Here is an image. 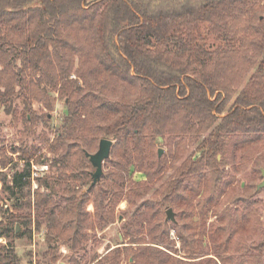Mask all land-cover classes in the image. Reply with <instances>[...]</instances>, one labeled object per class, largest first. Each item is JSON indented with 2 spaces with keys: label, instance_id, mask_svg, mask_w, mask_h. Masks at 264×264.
I'll use <instances>...</instances> for the list:
<instances>
[{
  "label": "trees",
  "instance_id": "1",
  "mask_svg": "<svg viewBox=\"0 0 264 264\" xmlns=\"http://www.w3.org/2000/svg\"><path fill=\"white\" fill-rule=\"evenodd\" d=\"M263 53L264 0H0V104L6 105L19 86L30 99L49 105L47 89L34 78L38 70L46 68L45 63L58 69L44 82L67 100L65 132L52 143L61 148L56 159L60 174L52 181L48 175L35 177L37 186L31 192L30 159L41 163L42 155L34 147H14L24 163L7 185L11 192L23 194L28 188L33 194L52 256L57 250L54 241L76 251L87 239V227L102 228L114 218L123 195L135 204L147 192L146 183H127L131 179L126 180L122 169L127 172L133 164L149 178L157 174L161 159L155 154L156 136L181 135L179 141L171 140L173 137L167 141L170 150L176 147L178 156L185 147L182 134L196 131L202 135L210 129L198 144L199 155L187 156L180 168L189 182L181 183L182 178L166 181L161 197L142 201L135 212L142 222H149L148 232L173 229L188 260L154 245L138 244L124 246L123 253L132 258L127 264H260L255 257L249 259L250 254L234 253L235 237L249 225L247 214L231 218L208 190L214 176L210 171L219 166L216 153L225 152L226 134H245L232 141L233 150L239 146L249 150L262 139ZM259 58L237 92L241 80L231 78L244 76L245 71L248 74ZM73 72L81 83L72 77ZM86 120L94 134L115 139L109 156L116 169L93 185L88 180L87 188L80 190L68 180V170L76 156L91 165L84 153L89 151L83 139ZM250 132L253 135H246ZM10 161L0 148V167ZM0 180L6 181L3 170ZM55 184L61 186L58 199ZM90 199L92 214L84 205ZM166 203H174L181 218L170 226L161 219V207ZM209 210L217 218L208 229L217 259L200 257V239L206 230L200 229L199 220ZM26 219L12 215L10 221L0 222V236L30 233L31 229L20 228ZM109 252L114 255L109 264H117L122 250L116 247ZM102 260L108 261L103 258L96 264ZM16 262L12 243L0 244V264Z\"/></svg>",
  "mask_w": 264,
  "mask_h": 264
},
{
  "label": "rangeland",
  "instance_id": "2",
  "mask_svg": "<svg viewBox=\"0 0 264 264\" xmlns=\"http://www.w3.org/2000/svg\"><path fill=\"white\" fill-rule=\"evenodd\" d=\"M259 60L260 58L248 70V74L245 71L244 76L233 75L231 78L233 82L241 80L237 92L245 86L249 75L254 71ZM53 62L55 63V60ZM74 63V66H76L77 59ZM45 65L46 68L38 70L34 78L40 86L47 89L46 97L49 105L34 97L30 99L29 96L25 95L27 93L25 89L20 92L19 86H16L15 94L7 101L6 105L0 104V148L4 149L7 155L11 157V161L5 167H0V170L6 173V181L0 180V222L3 224L10 221L12 215H22L27 219L20 224L21 231L22 229H31L30 233L22 232L19 235L12 233L8 237L2 235L0 236V244L4 245L8 241L12 243L17 257L16 264H96L103 258L108 261L102 260V264H109V260L114 256L109 251L116 247L120 251L122 250L117 264H127L132 258L130 255L123 253L124 246L131 245L135 247L138 244L154 245L163 252L188 260L184 256L185 248L181 246L180 240L173 229L170 228V231L166 233V231L157 228L153 229L152 232L149 231V233V222L146 220L142 222V218L138 214L135 215V212L136 207L142 201L161 197V193L166 189V181L182 178L181 183L189 182V177L180 174V168L187 156L199 155L198 144L210 129L202 135L197 134L196 131H186L182 134L183 138L186 137L184 139L185 147L179 152L178 156L175 152L176 147L170 150L167 141L170 137H173L171 139L173 141H179L181 135L165 133L156 136L154 142L155 154L161 159V168H159L160 171L157 169L159 171L157 174H153L149 178L143 171L137 170V167L133 164L128 167L127 172L122 169V174L126 180H128L127 178L131 179L127 183L130 181L132 183L134 181L146 183L149 186L147 192L137 198L135 204L129 203L126 196L123 195L115 206L114 218L102 228L87 227L85 229L87 239L83 242L81 248L76 251L69 249L61 241H54L52 245H56L57 250L52 256L50 245L45 240V224L41 221V212L33 205V194L30 193L28 188L23 190V194L11 192L7 188V185L12 184L13 173L16 170H21L24 163L20 151L14 150V147H34L38 149L37 154L42 155L41 163L35 162L34 157L30 159V175L34 177L30 188L31 192L37 186L35 177L48 175V179L52 181L56 179L61 171L56 160L61 148L55 147L52 143L58 135L65 132L64 122L67 116V100L54 91L49 83L44 82L45 78L50 80L54 76L58 66L48 65L47 63ZM72 77L77 78L75 72H73ZM77 81L81 83L78 78ZM234 96L227 103L225 110H228L231 106ZM83 124L86 125V130L83 131L84 144L90 152H94L98 147L99 138L102 136L94 134L87 128L92 125L88 120L84 121ZM260 134L262 135L261 141L249 150H245V147L242 146L233 150L231 143L245 135L242 132L224 134L227 145L224 153H216L219 166L216 171H210V175L214 174V176L210 179L208 193L217 197L220 208L227 209L231 218H235L241 213L247 214L249 225L245 232L235 237L236 247L234 253L236 256L243 253L248 257L250 254L249 259L255 257L260 264H264V184L258 187L264 179V172L262 173V170L264 171V132H260ZM246 135L251 136L253 132ZM112 140L115 142L114 138ZM159 151L160 154L158 155ZM110 159L112 158L109 156L103 161L101 177L105 173L107 174L116 169ZM70 168L72 170H68L70 175L68 180L75 183L78 189L85 190L88 185L86 182L91 179L92 165H89L81 156H76L71 159ZM203 168L207 169V166ZM195 176L196 174H194ZM106 181L107 183L112 181L109 175ZM43 189L49 191V188H45V186H43ZM60 189L61 186L55 184V191H57L54 193L55 198L58 197ZM125 191L126 189H124ZM177 192L181 194V189L179 188ZM84 205L86 211L92 214L94 211L92 200L90 199ZM143 207L140 206L141 209ZM169 207L173 210L176 222H179L181 218L179 208L174 203L164 204L161 207V219L169 223L170 226L174 221L165 218L166 209ZM216 221V215L212 214L211 210L207 212L206 217L199 220L200 229L206 230L205 236L200 239L202 242L200 245L201 253H203L200 257L212 256L217 259L214 254L215 241L208 232L211 223H216ZM1 229L0 227V233ZM126 229L129 231L127 236L125 235ZM151 237H155L154 240Z\"/></svg>",
  "mask_w": 264,
  "mask_h": 264
},
{
  "label": "water",
  "instance_id": "3",
  "mask_svg": "<svg viewBox=\"0 0 264 264\" xmlns=\"http://www.w3.org/2000/svg\"><path fill=\"white\" fill-rule=\"evenodd\" d=\"M112 144H113L112 139L108 137H101L99 138V141H98V147L94 152H89L87 150H84L85 155L88 157L91 165L94 167V170L91 173L92 180H91L90 185L95 184L100 179V176L103 172L102 170L103 161L109 157ZM263 172L264 171L262 170V173ZM263 184H264V179L262 183L258 185V187ZM166 219L175 221L173 210L170 207L166 209ZM61 264H64V263H61Z\"/></svg>",
  "mask_w": 264,
  "mask_h": 264
},
{
  "label": "flooded vegetation",
  "instance_id": "4",
  "mask_svg": "<svg viewBox=\"0 0 264 264\" xmlns=\"http://www.w3.org/2000/svg\"><path fill=\"white\" fill-rule=\"evenodd\" d=\"M113 143H114V141H113ZM113 145V144H112ZM160 153H158V155H159ZM107 159V158H106ZM105 161V160H104ZM93 167V166H92ZM93 170H94V167H93ZM91 173H92V171H91ZM101 177V176H100ZM91 180H92V177H91ZM99 181V180H98ZM91 183V182H90Z\"/></svg>",
  "mask_w": 264,
  "mask_h": 264
}]
</instances>
